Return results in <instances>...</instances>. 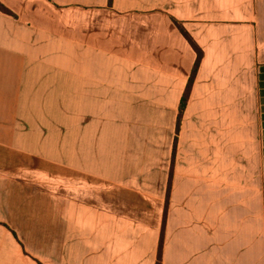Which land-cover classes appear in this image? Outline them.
<instances>
[{
  "label": "crops",
  "instance_id": "crops-1",
  "mask_svg": "<svg viewBox=\"0 0 264 264\" xmlns=\"http://www.w3.org/2000/svg\"><path fill=\"white\" fill-rule=\"evenodd\" d=\"M29 1L0 0L14 14L0 12V264H156L161 233V264H264V0ZM181 29L201 58L176 134L197 58ZM65 64L73 173L122 178L92 147L113 120L129 127L126 98L151 96L154 120H170L166 170L152 171L167 198L150 222L33 178V162L63 163Z\"/></svg>",
  "mask_w": 264,
  "mask_h": 264
},
{
  "label": "rangeland",
  "instance_id": "rangeland-1",
  "mask_svg": "<svg viewBox=\"0 0 264 264\" xmlns=\"http://www.w3.org/2000/svg\"><path fill=\"white\" fill-rule=\"evenodd\" d=\"M36 3H40L41 8H48L46 2L42 0L34 2L33 6ZM263 13L264 10H261L258 15L262 25H264ZM66 23H71L70 15L65 16ZM257 35L259 37L258 50L264 59V32ZM67 51H70L68 46L65 47V56ZM64 69L68 76L65 78V95L63 98L65 123L63 163L55 164V159L33 162V166L44 169L43 173L38 172L33 175V178L41 184L39 186L46 188L53 196L62 194L64 198L97 202L106 199L111 201L112 210L139 218L142 222H150L152 217L155 218L159 215L157 212L158 204L167 198V192H164V177L153 176L152 171L153 169L166 170L169 151L167 138L169 135H174V131L168 129V125H171L170 120L167 117L162 118V114L159 123L154 120L151 96L126 98L127 103L124 105L128 107L129 127L119 128V120H113L114 127L108 129V143H96L92 147L95 149V151L93 150V158L96 159V166L100 169L105 167L112 171L122 168V172L124 171L122 178L112 180L109 183L103 182L100 178L73 173L72 98L70 87L66 86L70 84V65L65 64ZM144 75H147L146 72ZM262 84L261 88L264 89V77ZM113 100L115 102H113L112 116L115 117L119 115L122 106L119 103L120 98H113ZM261 104H264L262 90ZM132 116L137 118L141 127H130L131 123H135L130 121ZM180 121L181 118L178 120L177 115L176 134H178ZM157 125L160 126V130ZM121 134L125 136L128 134L127 142H120ZM50 151L51 149H49V153L54 155V150L53 152Z\"/></svg>",
  "mask_w": 264,
  "mask_h": 264
},
{
  "label": "trees",
  "instance_id": "trees-1",
  "mask_svg": "<svg viewBox=\"0 0 264 264\" xmlns=\"http://www.w3.org/2000/svg\"><path fill=\"white\" fill-rule=\"evenodd\" d=\"M111 1L112 0H108V5L111 4ZM0 12L3 13V14H6V15L14 16V14L10 10H8L4 5H2L1 3H0ZM180 31L183 34V36L188 40V42L190 43L192 48L195 50V52L197 54V58H196V61L194 63L193 69L191 71L186 90H185V92H184V94H183V96L181 98V102H180V105H179V112H178V120L181 118V115H182V112H183V109L185 107V103H186V100H187V97H188V94H189L190 86L192 84L194 75L196 73V70H197V67L199 65V61H200V58H201V51L196 47V45L191 41L189 36L182 29ZM161 247H162V233H161L160 242H159V258L156 261V264H161V262H160V259H161Z\"/></svg>",
  "mask_w": 264,
  "mask_h": 264
}]
</instances>
